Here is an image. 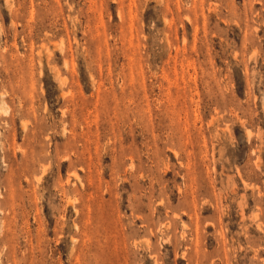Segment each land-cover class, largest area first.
<instances>
[{
  "label": "rangeland",
  "instance_id": "1",
  "mask_svg": "<svg viewBox=\"0 0 264 264\" xmlns=\"http://www.w3.org/2000/svg\"><path fill=\"white\" fill-rule=\"evenodd\" d=\"M0 264H264V0H0Z\"/></svg>",
  "mask_w": 264,
  "mask_h": 264
}]
</instances>
